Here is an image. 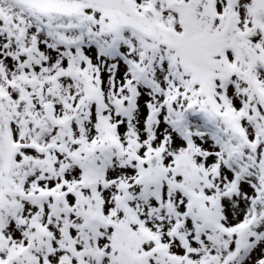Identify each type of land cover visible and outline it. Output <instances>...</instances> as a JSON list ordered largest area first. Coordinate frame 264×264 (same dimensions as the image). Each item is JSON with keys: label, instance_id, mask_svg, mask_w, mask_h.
Here are the masks:
<instances>
[{"label": "snow or ice", "instance_id": "snow-or-ice-1", "mask_svg": "<svg viewBox=\"0 0 264 264\" xmlns=\"http://www.w3.org/2000/svg\"><path fill=\"white\" fill-rule=\"evenodd\" d=\"M0 264H264V0H0Z\"/></svg>", "mask_w": 264, "mask_h": 264}]
</instances>
